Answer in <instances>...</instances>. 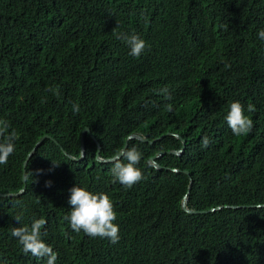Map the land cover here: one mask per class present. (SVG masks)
Masks as SVG:
<instances>
[{
	"label": "trees",
	"instance_id": "16d2710c",
	"mask_svg": "<svg viewBox=\"0 0 264 264\" xmlns=\"http://www.w3.org/2000/svg\"><path fill=\"white\" fill-rule=\"evenodd\" d=\"M115 28L146 41L139 58ZM261 29L264 0H0V119L20 134L0 164V193L27 186L18 197L0 196V264H46L11 235L39 218L56 264H264ZM163 87L170 100L158 94ZM236 101L254 125L239 137L226 121ZM86 127L85 158L72 161L65 152L80 156ZM167 133L186 140V151L158 162L191 171L188 207L207 214L183 210L187 175L147 164L156 152L182 149L173 136L129 142L143 154L145 177L132 188L113 182V163L97 161L95 139L111 158L132 134L151 141ZM45 134L52 139L28 160L24 182V164ZM78 185L110 196L118 243L77 233L64 219Z\"/></svg>",
	"mask_w": 264,
	"mask_h": 264
},
{
	"label": "clouds",
	"instance_id": "9594fccd",
	"mask_svg": "<svg viewBox=\"0 0 264 264\" xmlns=\"http://www.w3.org/2000/svg\"><path fill=\"white\" fill-rule=\"evenodd\" d=\"M152 1L153 0H149V3H152ZM130 3L135 4V0H130ZM117 28L113 30V34L116 35L117 39L122 40L124 43L127 44V46L130 49V53H129L130 55L139 58L148 47L146 41L142 39L138 34L129 35L127 33L117 32L116 31ZM258 36L260 39L264 40V29H261L259 31ZM225 67L230 68V65L226 64ZM47 90L53 92V94L57 96H59L60 94L59 90L56 88H49ZM158 94L162 95L166 100H170L172 98L171 93L167 87H163L159 89ZM166 108L168 111H172L173 106L171 104H168L166 105ZM73 110L79 111V105L78 104L73 105ZM247 111L248 112L254 111V107L252 105H249ZM226 121L228 123V126L232 130L233 135L237 137L248 134L249 132H251L254 126L253 120L250 119L247 115H245L244 106L239 101L233 102L230 105V111L226 116ZM133 135H137L142 138L148 139L147 137H144L142 135L132 134L127 137L125 144L127 143V141H128L127 144H129L130 141L137 140L130 138ZM162 136L163 138L168 136H173L179 139L180 141H182L183 145L184 142H186V147H187V141L184 140L181 136H178L177 134L167 133ZM162 136L153 139L151 141L148 139L147 142H143L141 140H137V141L154 145L155 143L163 139L161 138ZM19 138H20V134L14 128H12L11 124L5 119H0V164H7L9 157L15 152L16 141L19 140ZM48 139H52V138L50 137ZM54 141L55 143L59 144L56 140ZM95 141L98 144L99 141L97 139H95ZM209 143H210L209 138L205 136L202 140V146L204 148H207L209 146ZM182 150L183 147L180 150L173 149L164 152H156L149 157V159L147 160V164L150 168L158 171L167 170L175 174L184 173L185 175H187L186 172H188L189 175L187 176L190 179V185L192 183L193 186L191 171L182 170L176 167H166L158 162V160L165 155L182 157L186 149L184 150V152H182ZM35 152L33 149V151L30 153L32 155L30 157L28 156L25 162V164L27 163V166H28V160L34 155ZM155 156H157V159L152 161V158ZM142 157L143 154L140 151H138L136 147H130V148L127 147L124 149L122 148L119 152L114 154L111 157L113 161V167L111 169L113 182H119L121 185L125 186L126 188H132L134 185L144 180L145 177L143 175V172L138 167V165L142 160ZM104 159H109V158H104ZM25 164H24V177L26 176V168H27V166L25 167ZM105 164H112V163H105ZM50 184L51 182H48V186H50ZM70 192L71 195L68 201V203L71 206L70 213L66 215L64 219L69 222L71 229L77 233L83 231L86 235H88L91 238L108 239L113 244L118 243L120 239V235H119L120 228L119 225L115 223V221L118 218V214L114 202L112 201L110 196L106 193H93L87 188L81 187L79 185L70 189ZM189 194L190 193H188V195ZM257 207L261 208L263 206H257ZM182 208H183V202H182ZM212 211H216V210H212ZM15 219L19 223L21 222L20 215H17ZM46 223L47 221L44 218L35 219L30 226L24 225V226L12 228L11 235L17 239L18 243L21 245V250L25 255L30 253L33 257H36L38 259L41 258L45 259L46 264H56L58 253L55 252L53 248L48 243L45 242L43 238L46 235V233L43 232L42 229L45 228Z\"/></svg>",
	"mask_w": 264,
	"mask_h": 264
},
{
	"label": "water",
	"instance_id": "95a60500",
	"mask_svg": "<svg viewBox=\"0 0 264 264\" xmlns=\"http://www.w3.org/2000/svg\"><path fill=\"white\" fill-rule=\"evenodd\" d=\"M91 133V129H89L88 127H86L83 131H82V134H81V155L80 157L76 158V157H73L71 155H68L67 153H65L71 160L73 161H81L85 158V155H86V149H85V135L86 134H89ZM50 138L49 135H44L40 141L37 143L36 147L34 148V152L40 147L43 145L44 141L46 139ZM131 139H137V140H141L143 142H147L148 139H145V138H142L140 136H137V135H133L130 137ZM129 138V139H130ZM163 138V136L161 137ZM160 138V139H161ZM128 143V141H127ZM125 144V146L123 147L124 148H127L128 147V144ZM186 149V142H184V145H183V150L182 152H184V150ZM101 151H102V146L101 144L98 142V154H97V161L99 162H102V163H113L112 159L109 158V159H104V158H101ZM32 154L29 155V157L31 156ZM179 155V154H178ZM155 159H157V156L153 157L152 158V161H154ZM27 166V163L25 164V167ZM187 175H189L188 172H186ZM24 182H26V176L24 177ZM26 185L23 187V189L18 192V193H0V196L1 197H18L20 195H22L25 191H26ZM191 188H192V183L190 185V188H189V191L188 193L191 192ZM188 201H189V195H185L184 199H183V210L188 213V214H191V215H202V214H206L207 211H195V210H190L188 208ZM227 208H230V209H239L240 207H227ZM222 208H219V210H221Z\"/></svg>",
	"mask_w": 264,
	"mask_h": 264
},
{
	"label": "bare ground",
	"instance_id": "6f19581e",
	"mask_svg": "<svg viewBox=\"0 0 264 264\" xmlns=\"http://www.w3.org/2000/svg\"><path fill=\"white\" fill-rule=\"evenodd\" d=\"M33 54V53H32Z\"/></svg>",
	"mask_w": 264,
	"mask_h": 264
}]
</instances>
